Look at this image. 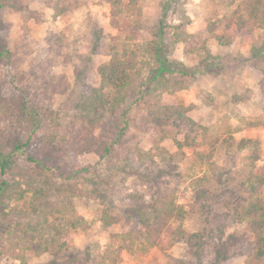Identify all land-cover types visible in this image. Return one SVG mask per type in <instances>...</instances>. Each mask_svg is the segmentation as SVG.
I'll use <instances>...</instances> for the list:
<instances>
[{"label": "rangeland", "instance_id": "1", "mask_svg": "<svg viewBox=\"0 0 264 264\" xmlns=\"http://www.w3.org/2000/svg\"><path fill=\"white\" fill-rule=\"evenodd\" d=\"M124 3L117 16L107 0H11L12 5L0 11V47L10 52L8 59L0 60V94L20 99L28 95L33 106L54 112H46L48 122L58 121L61 126L92 130L91 119L102 115L95 134L100 130L113 148L108 156L77 152L65 156L63 163L69 168L89 165L95 170L76 178L74 194H69L77 214L86 220V229L71 232L74 239L62 257L28 251V264H89L98 251L118 247L120 234L131 231L137 238L136 249L124 248L118 264H213L215 250L232 242L233 254L221 264H253L254 235L249 225L231 221L234 209L249 198L242 187L250 170L249 151L230 148L226 140L256 139L257 171L264 173V29L248 22L253 34L249 42L228 30L235 27L241 0ZM132 26L140 36L129 40ZM161 29L174 71L154 81L158 70L154 49ZM176 32L190 35L188 42L191 39L200 48L189 53L182 38L169 43ZM124 45L136 54L134 88L116 117L101 109L99 102L92 108L96 110L88 112L85 96L101 89L100 65ZM253 46L263 49V57H253ZM177 81L185 87L162 93L164 86ZM154 86L150 105L138 101L141 90ZM103 94L108 97L110 89ZM166 102L189 107L187 115L199 124L191 135L194 142H185L186 127L158 115L157 104ZM8 114L10 119L0 120V137L12 140L19 131L25 136V124H16L18 111ZM126 123L129 127L121 134ZM37 150L36 146L31 152ZM19 164L30 166L23 157ZM101 179L110 182L94 186ZM95 188L101 191L95 193ZM163 202L185 210V235L173 239L164 233L160 244L144 247L140 239L144 226L137 212L149 213ZM106 208L115 218L108 227L102 221ZM0 264L22 263L8 252Z\"/></svg>", "mask_w": 264, "mask_h": 264}, {"label": "trees", "instance_id": "2", "mask_svg": "<svg viewBox=\"0 0 264 264\" xmlns=\"http://www.w3.org/2000/svg\"><path fill=\"white\" fill-rule=\"evenodd\" d=\"M107 1L112 5L113 16L123 11L124 0ZM10 3L11 0H0V11L12 5ZM236 14L235 27L228 29L234 32L235 37H241L246 42L252 40L253 34L248 27V22L264 29V1L241 0ZM161 30L159 41L154 49L158 63L154 81L164 73L174 71L172 68L174 65L168 64L169 60L164 50L166 36L164 30ZM184 35L176 32L169 38V43H177L182 38V41L189 44L187 51L196 52L200 48L198 44L191 43V39L188 42L187 38L190 35ZM139 36L138 29L132 26L128 39L133 40ZM218 38L222 39L220 36ZM252 52L254 58L263 57L262 48L253 46ZM9 56L10 52L0 47V60L8 59ZM137 65L135 51L130 45H124L121 50L112 55L108 62L102 63L99 67L101 89L85 96L86 103L90 105L87 111L96 110L92 108L96 102H99L101 109L108 111L109 116L116 117L127 100L130 90L136 84V77L132 71L137 70ZM181 73L184 74L185 71ZM184 87L185 84L180 81L173 82L164 86L165 90L162 93L173 94ZM105 89H110L108 97L103 94ZM154 90L156 91V86L153 90L150 89L144 93L141 90L138 93V101L143 100L150 105L149 97ZM12 109L19 113L16 124L19 126L25 124L27 130H25V136H21L22 132L19 131L17 137L12 140L7 141L0 137V258L12 252L22 264H28L26 255L28 251L36 255L51 253L56 257H62L69 250L70 243L74 239L71 232L77 229L84 230L87 224L85 218L77 214L71 201L72 196L69 194H74L73 182L80 175L86 176L88 173L95 172L92 166L69 168L63 161L65 156L72 152L101 153L102 156L113 154L112 146L106 143L100 130L95 134L97 129L95 127L104 117L97 114L91 119L92 130L68 125L61 126L58 121L55 124L48 122L46 112H54L33 106L28 95L20 99V97L5 98L0 94V120L10 119L8 111ZM188 110L189 107L175 102L160 103L156 108V112L165 122L188 129L185 136L187 143L194 142L195 138L191 135L199 127V124L187 115ZM110 121V119L105 122L103 120L104 123ZM128 127L129 124L126 123L120 133L123 134ZM119 137L120 134L114 140L120 141ZM226 141L230 148H236L240 152L249 151L250 170L242 182V187L249 198L241 208L234 209L231 221L249 225L254 235V242L251 245L253 264H264V173L257 171L259 142L254 138H242L235 142L234 137ZM176 143L179 147L184 144L181 140H177ZM36 146L38 150L33 154L31 150ZM21 157L30 166L24 167L19 164ZM109 182L107 179L104 181L101 179L100 182L93 184L100 186ZM94 191L99 193L101 190L95 188ZM129 196L132 200L138 199L134 194ZM185 216V210L173 202H163L155 207L152 206L149 213H142L139 210L137 218L144 226V231L140 235L141 244L144 247L147 245L150 248L154 247L160 244V238L164 233L171 235L173 239L184 236L182 222ZM114 220L115 218L106 208L102 215L103 224L106 227L111 226ZM174 221L181 224L175 227ZM211 233L209 230L208 236ZM120 237L122 243L118 247L109 245L105 252L98 251V254L94 255L88 263L118 264L121 259L120 253L124 248L134 252L137 245L134 232L120 234ZM232 245L233 242L223 249H216L213 264H221L233 254L234 246Z\"/></svg>", "mask_w": 264, "mask_h": 264}]
</instances>
